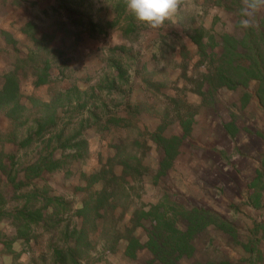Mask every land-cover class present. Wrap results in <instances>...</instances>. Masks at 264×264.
<instances>
[{
  "label": "rangeland",
  "instance_id": "obj_1",
  "mask_svg": "<svg viewBox=\"0 0 264 264\" xmlns=\"http://www.w3.org/2000/svg\"><path fill=\"white\" fill-rule=\"evenodd\" d=\"M88 22L99 26L94 36L85 31ZM193 30L204 33L207 55L220 57L224 36L244 42L264 30V6L181 0L152 28L124 0H0V87L1 76L16 71L24 107L16 119L0 108V264H54L50 248L66 244L59 231L34 226L17 237L11 214L22 203L2 167L30 184L23 193L34 187L70 204L59 216L62 227L87 225L80 264H264V97L253 80L205 100L195 94L191 83L207 65L188 38ZM237 51L245 54L241 45ZM35 56L48 62L47 84L39 87ZM53 101L48 116L42 104ZM39 124L49 129L40 136ZM161 126L160 135L177 143L169 163L152 137ZM29 136L32 144L20 147ZM79 139L86 153L63 147ZM48 155L60 169L26 182L23 169ZM120 162L137 172L114 189L110 207L89 206L93 212L79 216L101 188L100 182L89 187L87 178L104 165L119 177ZM157 226L168 245L175 232L186 236L184 256L155 258L145 244ZM131 227L143 245L135 258L115 234Z\"/></svg>",
  "mask_w": 264,
  "mask_h": 264
},
{
  "label": "trees",
  "instance_id": "obj_2",
  "mask_svg": "<svg viewBox=\"0 0 264 264\" xmlns=\"http://www.w3.org/2000/svg\"><path fill=\"white\" fill-rule=\"evenodd\" d=\"M71 15L69 14V18ZM97 24L88 22L85 24V31L89 35L94 36L95 30L98 29ZM202 30H193L188 34V38L192 44L196 46L197 54L199 55L201 62H205L207 65V72L197 75L193 83L192 91L195 94H199L203 100L211 98L220 89L235 90L238 87L246 86L250 80L257 84V94L259 97H264V30H258L257 34H252L246 37L244 42H238L230 36H224L222 38V54L220 57L211 54L207 55V46L203 42ZM248 40V41H247ZM211 43L214 39L211 37ZM241 45L245 54H240L237 51L238 46ZM36 57V65L32 76L35 77L34 86L39 87L47 84L46 69L48 62L44 58ZM244 63L245 65H242ZM2 84L0 87V108L7 109L6 116L10 119H16L17 115L23 111L24 107L20 104V88L19 79L16 71H10L4 73L2 76ZM48 111H55L56 101L51 103L42 104ZM49 116V115H48ZM177 116L180 117L179 113ZM180 119V118H179ZM44 121V119H42ZM41 121V123H42ZM107 121L115 122L117 120ZM51 122L52 126L55 125L54 121ZM182 126L185 127V123L182 121ZM189 123V122H187ZM50 125V124H49ZM46 124H39L37 135L40 136L42 132L48 131ZM162 126L152 135L153 140L162 147L165 153V161L169 163L176 155V141L166 140L160 135ZM33 142V136L27 137L22 141L19 146L27 147ZM65 145H67L65 143ZM63 146L67 150L74 151L75 153H86L87 144L83 139H79L73 146ZM75 158L76 155L70 156ZM68 157V158H70ZM112 158L109 162H112ZM125 165L121 176L114 174L113 167L111 165H104L97 172L91 174L87 178V184L91 185L100 182L101 188L95 191L92 196H89L87 202L82 204V208L78 210L79 216H86V213L93 212L89 209V206L94 210L100 211L105 207H110L109 198L114 194V189L121 187L125 182L127 174L132 175L137 170L127 164V162H120ZM138 167L143 168L141 163H137ZM60 160L54 161L51 155L41 157L35 163L30 164L23 169L25 173L26 182H32V180L41 176L43 172L52 173L60 169ZM131 170L132 172L128 171ZM3 174H5L7 182L13 188L18 204L13 217V227L17 232L18 238H25L28 235L27 230H30L31 226L38 227L46 232L59 231V235L63 239L64 246H58L57 244L50 248L52 253V261L54 264H80L79 252L89 247V241L87 238V226L84 222L81 226H73L70 229L69 224L67 226H61L60 214L70 212L71 206L64 202L59 197H51L42 189L30 188L23 193V188L30 184H24L22 181L17 180V175L13 169L10 172L6 171L5 167L1 168ZM15 173V174H14ZM14 174V175H13ZM141 175V174H138ZM94 206V207H92ZM112 212V211H111ZM86 221V220H85ZM161 225V224H159ZM133 227L126 229L124 234L115 232L116 239H124L127 241L126 255L129 258H135L136 251L143 247L133 235ZM178 236L172 241L170 245L166 240L160 241L161 235L159 234L158 226L154 227V231L150 233L149 240L145 246L151 251L155 258L162 262L168 261L173 255L181 257L186 254V250L190 249L189 243L186 240V236L182 233L175 232ZM117 242V241H116ZM50 245V242H49ZM229 264V263H224Z\"/></svg>",
  "mask_w": 264,
  "mask_h": 264
},
{
  "label": "clouds",
  "instance_id": "obj_3",
  "mask_svg": "<svg viewBox=\"0 0 264 264\" xmlns=\"http://www.w3.org/2000/svg\"><path fill=\"white\" fill-rule=\"evenodd\" d=\"M250 9L264 6V0H246ZM126 10L134 18L152 28L160 27L173 15L181 4V0H124ZM247 24V21L244 22Z\"/></svg>",
  "mask_w": 264,
  "mask_h": 264
}]
</instances>
